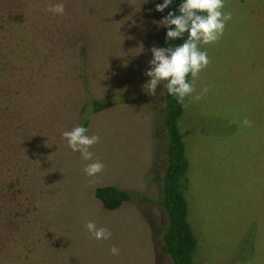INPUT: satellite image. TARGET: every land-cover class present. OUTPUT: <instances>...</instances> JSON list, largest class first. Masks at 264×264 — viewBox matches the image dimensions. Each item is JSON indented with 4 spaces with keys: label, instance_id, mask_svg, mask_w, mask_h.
Here are the masks:
<instances>
[{
    "label": "rangeland",
    "instance_id": "374dc122",
    "mask_svg": "<svg viewBox=\"0 0 264 264\" xmlns=\"http://www.w3.org/2000/svg\"><path fill=\"white\" fill-rule=\"evenodd\" d=\"M58 3L63 15L47 11ZM156 5L0 0V264H172L162 252L165 88L144 89L151 49L162 48ZM222 11L232 19L199 45L211 63L180 122L194 260L264 264V0H224ZM106 102L116 104L95 109ZM76 126L100 137L94 178L83 171L93 161L62 137ZM106 186L131 199L106 208L96 195ZM88 221L110 239L92 238Z\"/></svg>",
    "mask_w": 264,
    "mask_h": 264
},
{
    "label": "clouds",
    "instance_id": "9594fccd",
    "mask_svg": "<svg viewBox=\"0 0 264 264\" xmlns=\"http://www.w3.org/2000/svg\"><path fill=\"white\" fill-rule=\"evenodd\" d=\"M171 4L172 0H163L162 4L156 5L155 10L163 12ZM223 8L224 0H183L179 6L180 15L169 12L167 17L158 22L160 26L168 28V41L183 39L185 33H188V38L174 47L154 46L151 49L153 58L149 61L150 69L145 72L150 80L144 85L149 95L156 96L157 88L162 85L169 95L176 97L178 103L187 107L185 98L195 91L199 73L211 63L207 52L201 51L199 45L218 42L224 34L226 22L232 19L231 12L225 13L222 11ZM47 11L63 15L65 6L62 3L49 5ZM172 26H175L174 29ZM189 74L192 77L191 83L188 81ZM208 90L204 88L202 94H206ZM201 95H196L194 99H201ZM243 125L252 126L248 119L243 121ZM87 132L88 129L85 127L76 126L70 131H64L62 137L73 152L81 154L82 160L93 161L94 153L90 148L99 142L100 137L89 136ZM104 167L99 159H95L87 163L83 171L87 177L94 178L103 172ZM93 182V179L89 180V183ZM85 227L91 237L97 241H106L112 235L106 228H97L92 221H88ZM110 251L112 255H119V249L115 246Z\"/></svg>",
    "mask_w": 264,
    "mask_h": 264
},
{
    "label": "trees",
    "instance_id": "16d2710c",
    "mask_svg": "<svg viewBox=\"0 0 264 264\" xmlns=\"http://www.w3.org/2000/svg\"><path fill=\"white\" fill-rule=\"evenodd\" d=\"M182 2L183 0H172V4L160 12L161 20L167 17L169 12L180 15L179 6ZM162 3L163 0H157V4ZM172 27L174 29L175 26ZM167 31L166 26H161L162 48L177 46L188 38V33H185L183 39L168 41ZM190 78L189 74L188 81ZM165 102L167 109L164 125L168 138V159L163 185L164 196L161 203L164 210L163 221L166 224L162 237V252L170 258L172 264H196L194 253L198 246V239L188 217L186 196L190 185L188 171L191 163L186 153L185 133L180 124L185 115V107L178 103L176 97L169 95L166 89ZM115 104V102L96 103L95 109L100 111ZM96 195L108 209H116L131 199L128 192L114 186L101 187Z\"/></svg>",
    "mask_w": 264,
    "mask_h": 264
}]
</instances>
